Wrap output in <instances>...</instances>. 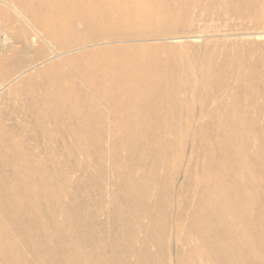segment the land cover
I'll return each mask as SVG.
<instances>
[{
  "label": "rangeland",
  "instance_id": "1",
  "mask_svg": "<svg viewBox=\"0 0 264 264\" xmlns=\"http://www.w3.org/2000/svg\"><path fill=\"white\" fill-rule=\"evenodd\" d=\"M216 178L264 206V0H0V264L233 263Z\"/></svg>",
  "mask_w": 264,
  "mask_h": 264
},
{
  "label": "bare ground",
  "instance_id": "2",
  "mask_svg": "<svg viewBox=\"0 0 264 264\" xmlns=\"http://www.w3.org/2000/svg\"><path fill=\"white\" fill-rule=\"evenodd\" d=\"M83 3V2H82ZM97 3V2H96ZM58 14V13H57ZM147 23V22H146ZM107 44V43H106ZM216 178L212 182V186L205 190L198 192L196 195V206L204 210V219L208 224V230L212 231L215 235V244L211 249L213 252H219L220 256H233L235 260L230 264H258L264 257V206L259 210H249L247 207V192L244 190L242 193V200L236 202L234 211L231 209L228 198H218L216 195L215 187L219 182ZM230 187L233 184H229ZM264 187V186H263ZM263 187L258 190L259 195H263ZM233 189L236 186L232 187ZM234 220L235 224L225 227H219V220ZM245 233V236L241 234ZM192 234L197 235L196 232ZM189 245V244H188ZM190 254L188 256H204L205 261L209 264L211 261L207 257L206 249L203 244L188 246ZM242 248H246L242 251ZM183 249V248H182ZM220 261L218 257H215ZM200 261V259H199ZM215 262V260H213ZM206 264V263H204Z\"/></svg>",
  "mask_w": 264,
  "mask_h": 264
}]
</instances>
